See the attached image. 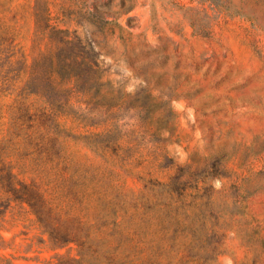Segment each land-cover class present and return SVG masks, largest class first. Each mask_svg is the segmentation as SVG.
Returning <instances> with one entry per match:
<instances>
[{"label":"rangeland","instance_id":"obj_1","mask_svg":"<svg viewBox=\"0 0 264 264\" xmlns=\"http://www.w3.org/2000/svg\"><path fill=\"white\" fill-rule=\"evenodd\" d=\"M89 44L84 80H53L62 171L10 134L11 105L50 113L33 69ZM0 87V164L56 189L85 227L143 231L164 264H264V0H0ZM6 199L0 264L79 257Z\"/></svg>","mask_w":264,"mask_h":264},{"label":"trees","instance_id":"obj_2","mask_svg":"<svg viewBox=\"0 0 264 264\" xmlns=\"http://www.w3.org/2000/svg\"><path fill=\"white\" fill-rule=\"evenodd\" d=\"M88 51L84 53L70 46L65 51L61 68L55 69L52 63H42L33 69L32 90L29 92L47 97L50 113L46 112V108L35 109L21 99L11 105L15 116L14 124L8 130L10 134L18 138L23 135L34 148L31 154L37 153L40 158L50 163L56 161L57 164H63L62 171L66 168L63 162L66 160L63 147L58 138L51 136L48 130L54 111L61 107L59 91L53 85V80L56 77L62 81L73 80L75 86H78L84 80V72L78 69V66L84 61H88L89 66H97L99 61V56L91 44ZM20 95L22 96L23 92ZM10 146L12 147L13 143ZM2 191L7 197L8 205L14 201L27 204L31 208L54 247L76 245L79 257L61 255L57 264H164L147 255L145 232L130 234L117 229L105 230L103 227L107 221H103L100 227H85L81 217L71 214L72 206H68L62 196L56 195V189L44 190L37 184L24 182L14 173L12 165L0 164V192Z\"/></svg>","mask_w":264,"mask_h":264}]
</instances>
